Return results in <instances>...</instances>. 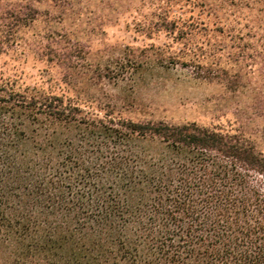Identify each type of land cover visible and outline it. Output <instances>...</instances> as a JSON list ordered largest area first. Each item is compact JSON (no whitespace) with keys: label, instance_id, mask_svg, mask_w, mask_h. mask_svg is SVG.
<instances>
[{"label":"trees","instance_id":"16d2710c","mask_svg":"<svg viewBox=\"0 0 264 264\" xmlns=\"http://www.w3.org/2000/svg\"><path fill=\"white\" fill-rule=\"evenodd\" d=\"M0 264H264V150L0 80Z\"/></svg>","mask_w":264,"mask_h":264},{"label":"rangeland","instance_id":"374dc122","mask_svg":"<svg viewBox=\"0 0 264 264\" xmlns=\"http://www.w3.org/2000/svg\"><path fill=\"white\" fill-rule=\"evenodd\" d=\"M165 15L196 36L159 30ZM5 79L99 117L196 122L264 150V0H0Z\"/></svg>","mask_w":264,"mask_h":264}]
</instances>
